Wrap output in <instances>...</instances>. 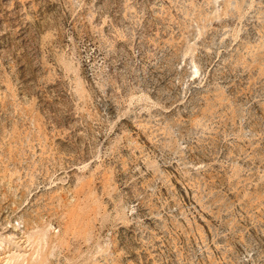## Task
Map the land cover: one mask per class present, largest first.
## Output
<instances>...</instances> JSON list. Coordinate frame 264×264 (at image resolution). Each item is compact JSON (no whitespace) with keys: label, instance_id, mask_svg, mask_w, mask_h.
Instances as JSON below:
<instances>
[{"label":"rangeland","instance_id":"1","mask_svg":"<svg viewBox=\"0 0 264 264\" xmlns=\"http://www.w3.org/2000/svg\"><path fill=\"white\" fill-rule=\"evenodd\" d=\"M0 264H264V0H0Z\"/></svg>","mask_w":264,"mask_h":264}]
</instances>
